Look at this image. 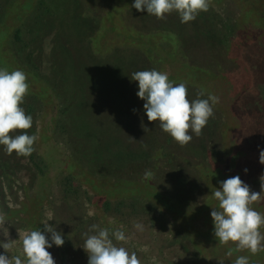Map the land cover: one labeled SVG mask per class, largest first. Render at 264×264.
I'll return each mask as SVG.
<instances>
[{
    "label": "rangeland",
    "instance_id": "374dc122",
    "mask_svg": "<svg viewBox=\"0 0 264 264\" xmlns=\"http://www.w3.org/2000/svg\"><path fill=\"white\" fill-rule=\"evenodd\" d=\"M232 1L236 30L207 40L202 31L214 12L224 15L228 0H210L208 22L195 19L191 30L178 13L160 20L133 8L134 0H0V69L27 75L21 107L33 117L27 133L38 136L27 157L0 145V177H12L20 191L17 206H8L0 186L9 218L2 219L31 232L42 215L51 221L56 214L70 232L84 218L90 235L94 224L108 229L141 264H234L238 256L264 264V250L218 245L211 217L222 181L239 175L261 192L264 175V0ZM144 70L184 83L190 101L218 97L202 134L189 133V164L177 170L164 161L176 165V142L166 146L169 134L147 120L130 78ZM154 142L167 152L157 147L154 168L114 170L127 149ZM251 207L264 215V195ZM116 230L126 241L115 240ZM76 264H88V254Z\"/></svg>",
    "mask_w": 264,
    "mask_h": 264
},
{
    "label": "clouds",
    "instance_id": "9594fccd",
    "mask_svg": "<svg viewBox=\"0 0 264 264\" xmlns=\"http://www.w3.org/2000/svg\"><path fill=\"white\" fill-rule=\"evenodd\" d=\"M209 4L210 0H134L132 7L142 13L146 10L148 15L160 20L176 12L181 23L188 24L199 13L207 12ZM130 78L138 82L137 96L145 101L147 120L150 123L159 122L162 131L181 147L192 141L193 135L190 132L200 136L214 115L212 105L218 103V97L210 95L207 99L190 101L186 85L180 83L174 86L167 73L157 70L136 71ZM28 91L27 75L22 70L9 72L0 69V145L4 146L9 156L13 153L17 156H30L38 139L37 135L27 133L33 126V117L26 115L21 107ZM141 126L146 132L147 126L143 121ZM259 160L264 165V150L260 151ZM150 177L151 172H146L144 178ZM260 183L261 192H253L237 175L222 181L220 188L212 193L218 202V208H212L211 212L218 245L232 244L236 251H248L252 255L264 250V234L261 233L264 215L251 207L264 195V175L260 177ZM43 227L44 231L33 230L20 237L23 259L19 255L9 257L0 254V264H56L48 249L53 245L62 247L65 243L63 234L51 224L44 223ZM136 227L140 228L141 225ZM90 231L95 234L86 233L87 238L82 245L88 254V264H141L135 252L130 254L125 247L113 243L108 229L94 224ZM45 232L51 234V243ZM112 235L117 242L126 241V235L121 230H116ZM15 243L10 239L8 242L0 241V247L8 253ZM226 255L231 257L232 249ZM234 264H249L248 257L238 256Z\"/></svg>",
    "mask_w": 264,
    "mask_h": 264
},
{
    "label": "trees",
    "instance_id": "16d2710c",
    "mask_svg": "<svg viewBox=\"0 0 264 264\" xmlns=\"http://www.w3.org/2000/svg\"><path fill=\"white\" fill-rule=\"evenodd\" d=\"M227 3H228L227 7H229V9L225 8L224 11L225 16L223 14H218L214 12L213 15L214 18L212 19L214 24H211L210 29H204V31H202V32H206L205 37L207 38V40L210 39L211 37H214L215 39L217 35L221 33L225 35V38H226V34L229 37L230 36L229 32L234 29L236 30L235 22H234L235 18L230 17L233 16L234 14L229 15V13L231 14L233 11L232 6L235 5L232 0H228ZM207 18H208V13L201 12L199 13L196 19L201 20V22L204 20L205 22H208ZM191 27H195L193 21L189 23L190 30ZM10 35H11L10 33L7 35L6 40L10 38ZM184 43L186 44V41H184ZM165 139H166V146L168 144H171L170 142H172L171 140H173L170 135L166 136ZM119 145L121 144L119 143ZM150 145L151 147L149 149L147 145H141V146L138 145L137 147H134L132 150L127 149L126 152H123V156L120 158L118 163L117 164L114 163L113 167L116 169L114 168L113 169L122 172H128V171L134 172V171L143 170L147 168L148 165L149 166L151 165V168H154V166H152V162L154 160L153 158L154 152H156V150L159 148L160 153H162L164 157H166L167 152L163 151L164 150L163 145L161 147L160 146L158 147L159 144H156L155 142ZM176 149L179 152V154L176 155V165L174 164L175 159L173 160L172 158L169 157L164 159L165 163L170 165V170H175L174 168H176L177 170V168L181 163L189 164L187 156L190 154L189 153L190 148H188L187 145L181 147L179 144L176 143ZM203 152L204 150H202V153ZM204 160H206L205 156L201 158L200 161L203 162ZM0 162H2L1 159ZM3 163H7V162H3ZM198 165H202V163ZM179 175L180 174L177 171L176 184L178 183L177 179L179 178ZM34 178H35V173H34ZM15 182L16 181L12 177L9 176L3 178L0 177V186L3 189L5 202L8 206L10 204L11 206L15 205L13 202V200L15 199L13 198L15 197L14 192H17V194L20 193L19 190L16 191L14 189L13 183ZM206 189L208 192V187ZM1 213L2 216H0V241L8 242V240L10 239L16 241V243L8 253H5L3 247H0V254H7L9 255V257H14L19 255L23 259L22 241L20 240V237H22L25 233H27L28 230L27 231L25 230L24 225L21 224V222L19 223L20 224L19 227H15V228L10 227V224L6 220H4V219H9L8 217L5 216L7 213L5 214V212L1 210V206H0V214ZM52 220L50 221V218L47 215L46 217L45 215H42L41 218L38 220L40 224L38 223V226L36 228L37 230L44 231V227H43L44 223H48L51 225L54 223V227L56 228V230L63 234V239L65 241L64 245L62 247H57L53 245L51 248L48 249V251L52 254L56 264H76L78 259L80 260L86 259L87 253L84 251L82 245L85 239L87 238L85 234L86 233L88 235L90 234L87 228L88 223L84 220V218L78 220L74 225V230H71L70 232L62 229L61 220L56 214H53ZM17 229L21 231L18 232ZM45 235L48 237L49 242L51 243V234L45 232Z\"/></svg>",
    "mask_w": 264,
    "mask_h": 264
}]
</instances>
